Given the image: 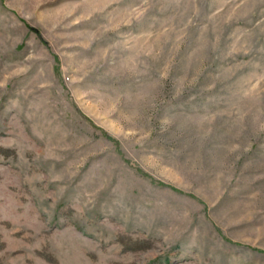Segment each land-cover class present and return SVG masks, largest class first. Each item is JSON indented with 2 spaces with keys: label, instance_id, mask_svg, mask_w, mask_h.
<instances>
[{
  "label": "rangeland",
  "instance_id": "374dc122",
  "mask_svg": "<svg viewBox=\"0 0 264 264\" xmlns=\"http://www.w3.org/2000/svg\"><path fill=\"white\" fill-rule=\"evenodd\" d=\"M0 264H264V0H0Z\"/></svg>",
  "mask_w": 264,
  "mask_h": 264
}]
</instances>
